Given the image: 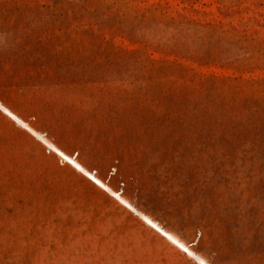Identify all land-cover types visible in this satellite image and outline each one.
Returning <instances> with one entry per match:
<instances>
[{
    "label": "rangeland",
    "instance_id": "1",
    "mask_svg": "<svg viewBox=\"0 0 264 264\" xmlns=\"http://www.w3.org/2000/svg\"><path fill=\"white\" fill-rule=\"evenodd\" d=\"M0 104L212 264H264V0H0ZM0 264L198 263L0 108Z\"/></svg>",
    "mask_w": 264,
    "mask_h": 264
},
{
    "label": "bare ground",
    "instance_id": "2",
    "mask_svg": "<svg viewBox=\"0 0 264 264\" xmlns=\"http://www.w3.org/2000/svg\"><path fill=\"white\" fill-rule=\"evenodd\" d=\"M0 108L5 115L13 119L19 126L28 130L29 132L34 133L39 139L43 142V144L50 149L55 155H57L63 161L66 160V163L73 167L74 169L81 172L85 177L89 178L92 183H94L97 187L108 191V193L114 196L124 207H127L129 210L135 211L139 214L141 219L152 229L158 232V234L164 238L169 244H171L175 249L181 251L186 254L187 257L196 259L198 264H212L208 259L205 257L198 255L196 251L179 235L172 232L171 230L163 227L158 221H156L151 216L139 212L135 206L125 197L121 195V193L116 192L112 189L110 185L104 182L102 178L95 175L91 172L87 167H85L77 157H73L62 149H60L56 144H54L49 138L45 137L41 133L37 132L28 122L14 113L8 107H5L0 104Z\"/></svg>",
    "mask_w": 264,
    "mask_h": 264
},
{
    "label": "trees",
    "instance_id": "3",
    "mask_svg": "<svg viewBox=\"0 0 264 264\" xmlns=\"http://www.w3.org/2000/svg\"><path fill=\"white\" fill-rule=\"evenodd\" d=\"M10 58L20 59L21 56L18 52L13 51V53L10 54Z\"/></svg>",
    "mask_w": 264,
    "mask_h": 264
}]
</instances>
